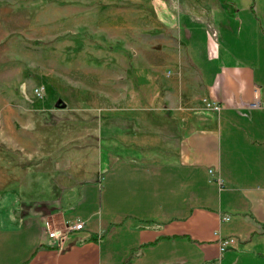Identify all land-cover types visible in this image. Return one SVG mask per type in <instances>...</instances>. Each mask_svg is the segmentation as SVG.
Listing matches in <instances>:
<instances>
[{
    "label": "crops",
    "instance_id": "0c3cea01",
    "mask_svg": "<svg viewBox=\"0 0 264 264\" xmlns=\"http://www.w3.org/2000/svg\"><path fill=\"white\" fill-rule=\"evenodd\" d=\"M230 1L237 14L229 0H191L195 17L179 16L190 41L180 40L177 76L197 105L179 111L158 96L146 113L178 115L160 136L116 146L83 184L51 181L41 194L0 183V264H264V0ZM184 113L196 114L193 124ZM78 188L74 198L61 193ZM77 222L84 228L67 230ZM226 237L237 244L221 252Z\"/></svg>",
    "mask_w": 264,
    "mask_h": 264
},
{
    "label": "rangeland",
    "instance_id": "374dc122",
    "mask_svg": "<svg viewBox=\"0 0 264 264\" xmlns=\"http://www.w3.org/2000/svg\"><path fill=\"white\" fill-rule=\"evenodd\" d=\"M190 1L0 0V183L45 194L51 181L62 188L89 182L112 163L116 146L160 136L178 120L176 109L145 112L158 96L179 111L195 107L177 76L180 40L190 41L179 16L195 17ZM233 3L229 16L239 10ZM241 46L232 25L229 47ZM174 65L175 76L161 75ZM187 113L179 117L193 124L196 114Z\"/></svg>",
    "mask_w": 264,
    "mask_h": 264
},
{
    "label": "built area",
    "instance_id": "2783aa9c",
    "mask_svg": "<svg viewBox=\"0 0 264 264\" xmlns=\"http://www.w3.org/2000/svg\"><path fill=\"white\" fill-rule=\"evenodd\" d=\"M214 36H216V34L214 33L213 34ZM36 93L37 95H41V89L37 88L36 89ZM255 106L257 105L254 104ZM218 109V107H216ZM226 220H229V217H226L225 218ZM84 228V223L83 222H77V223H74V224H71V225H68L67 226V230H81ZM58 236V233L57 232H51L49 234V237L50 238H56ZM220 250L221 252L227 250L230 246H234L237 244V240L236 238H232V237H226V238H220ZM211 264H220L219 262H213Z\"/></svg>",
    "mask_w": 264,
    "mask_h": 264
},
{
    "label": "water",
    "instance_id": "95a60500",
    "mask_svg": "<svg viewBox=\"0 0 264 264\" xmlns=\"http://www.w3.org/2000/svg\"><path fill=\"white\" fill-rule=\"evenodd\" d=\"M58 106L65 107L64 103L58 104Z\"/></svg>",
    "mask_w": 264,
    "mask_h": 264
}]
</instances>
